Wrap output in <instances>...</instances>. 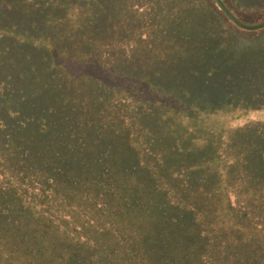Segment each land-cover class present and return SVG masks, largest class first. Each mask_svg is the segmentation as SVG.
<instances>
[{
	"label": "rangeland",
	"instance_id": "obj_1",
	"mask_svg": "<svg viewBox=\"0 0 264 264\" xmlns=\"http://www.w3.org/2000/svg\"><path fill=\"white\" fill-rule=\"evenodd\" d=\"M213 2L0 0V173L6 174L0 177V189L8 199L18 194L37 212L35 218H26L28 225L41 217L60 220L54 229L66 227L72 230L69 236L88 232L79 216L88 207L84 195L99 192L84 181L99 169L107 170L105 178L121 176L122 171L134 179L143 190L138 201L160 193L165 203H175L177 213L157 206L151 211L166 213L173 225L177 220L182 226L178 236L169 235L176 241L195 222L200 224V239L208 238L204 246L212 243L216 248L230 243L228 226L243 239L247 235L242 231L264 229V179L256 178L263 177L264 170L247 174L240 168V152L253 149L255 133L264 132V126L256 125L264 122V28L236 29ZM221 2L245 25L264 22V0ZM244 102H254L260 110L240 118ZM99 113L102 123L95 119ZM141 113L147 116V126L139 120ZM81 118L90 119L92 126H83ZM106 125L107 136L99 148L110 152L109 162L104 163L105 155L98 151L87 158L77 156L79 149H94L98 126ZM198 138V145L205 146L191 151L188 143L194 147ZM174 146L191 157L182 167L173 164L178 155L170 161L177 151ZM36 161H45L39 168L43 173L24 165ZM168 161L170 177L159 172ZM99 162L104 166L96 168ZM194 165L198 170L191 172V184L196 187L190 186L186 172ZM20 169L27 177L24 184L6 191L3 179L10 182ZM78 177L75 188L72 178ZM114 179L108 180L111 191L116 190ZM207 183L213 188L200 200L196 188ZM185 195L191 201L186 202ZM184 213L193 217H179ZM149 215H131L129 222ZM20 219L15 215L11 221ZM150 219L159 226L155 214ZM216 225H223L221 235ZM106 226L91 230L96 234ZM107 236L93 235L95 251L75 249L74 264H108L104 247L115 238L109 241ZM155 239L159 246L162 236Z\"/></svg>",
	"mask_w": 264,
	"mask_h": 264
},
{
	"label": "trees",
	"instance_id": "obj_2",
	"mask_svg": "<svg viewBox=\"0 0 264 264\" xmlns=\"http://www.w3.org/2000/svg\"><path fill=\"white\" fill-rule=\"evenodd\" d=\"M215 7L217 8L216 5ZM217 10L229 24L235 27L218 8ZM235 28L238 29L237 27ZM13 69L15 70L14 66ZM113 81L115 84L114 79H112L110 82ZM249 98L250 97H247V100ZM11 101H13L12 97ZM243 108H245V111H243V109L240 110V118L248 115L252 116L253 113L256 112L255 110H260L258 105L254 104V102H249L247 106H245L244 102ZM21 109L23 108L21 107ZM100 117H103V115L100 113L96 115L95 119L98 123H102L99 121ZM146 118L147 116L142 115V113L139 115V120L142 121L144 126H147ZM75 119L77 120V118ZM80 122L83 124V126H92L90 119L84 120V118H81ZM250 123L255 124V121H250ZM250 123L248 122L245 125ZM203 124H205L204 121ZM258 124H261L262 127L264 126V122L257 123L256 125ZM193 126L197 127L198 129L195 119L193 121ZM107 127L108 125L104 127L98 126L100 135L98 136L99 140L97 142H93L95 145L94 149L92 150L84 146L86 149L83 148L82 150H77V156L87 158V156L92 153L95 156L96 151H98L101 154V157L105 155V157H102V161L104 163L109 162L110 152L104 153L103 149L99 148V145L102 144L103 140L107 136ZM79 128L82 129V126H79ZM153 128L155 132H157V123L153 122ZM164 131L165 129L159 134L163 133ZM258 131L259 132H256L254 136L255 143H257L254 145V148L243 149V152H240V168L243 173L248 174V172L251 173L253 170L254 173H257L258 170H264V132H261V130ZM58 134L59 133L57 131L56 135ZM171 134L173 135V133ZM188 134H190V132ZM58 140H60V138ZM192 140L190 142H192ZM198 140L199 138L195 141L194 147L188 143V148L191 151L192 149H197V147L205 146L198 145ZM260 145L262 148H260ZM174 147L176 150L177 147L179 148V146ZM85 150H87L86 153H83ZM175 152L176 153L172 154L170 157V161L172 162L174 158L177 159L175 163L173 162L175 165L178 164V166L182 167L184 166V162L186 164V161L190 160L191 158L188 154L181 155L180 153H186L182 150H177ZM175 155H178L179 157H174ZM40 158L42 159L43 157ZM179 159H181L182 162H179ZM170 161L164 164L161 171H159L162 174H166L167 177H170L172 172ZM99 164L100 165L95 167L100 168L104 166L100 162ZM24 165L27 166L29 170H33V168L38 167L35 172L43 173V169L39 168L41 165L45 166V161L29 162L24 163ZM145 165L146 164L143 166L138 165V167L141 168ZM196 167L197 166L195 165L192 166V170L186 168L190 186L193 185L191 184V172L198 170ZM206 167L207 165L204 166L205 170ZM136 168L137 167H135V169ZM21 170L22 169H20L18 174H15V177L12 178L10 182H7L6 179H3V182L8 186L6 191H9L8 189L10 187H15V189L18 190L19 187L24 184V179L27 177L25 174L21 173ZM106 171L107 170H105L103 173H100L99 169L98 171L94 169L92 173V179H85L84 181H88L97 186L99 193H85L84 200L88 207L84 211V215L79 216L82 217L81 220L83 222V228L88 232H85L82 228L83 231L74 232L75 236H69V233L72 230L70 231L69 229H66L65 226V228L59 232L56 228V230L54 229L55 226L58 227L57 224L60 220L57 222L48 220L42 221L41 219L44 218L40 217V220L36 218L35 222L28 225L29 223L26 221V218L31 216V214H33L35 218L37 212L34 213V211L28 206V204L25 203V201H21L18 194L17 199H8L5 198V193H3L0 189V230L3 231L2 234H0V264H74L73 259H76L72 258L74 250L80 249L95 251V245H97V243L93 241V235L101 236L102 233L103 235H109L106 237V239L109 241H112V239L115 238V242H113V244L110 245L111 242H109L104 247L105 255H107L106 259L109 261L108 264H264V229L259 230L257 233L256 231L251 233L242 231V235H247L246 238L243 239L240 238V231H230V227L228 226L226 229L231 238L230 243L216 248V246L212 243V245L207 243L206 246H204L208 238L202 235L203 238L200 239V224L195 222L193 223V227H186L185 232L180 234L179 241H176L169 235H171L173 232L178 236L176 231L182 226H179L177 220H175L173 225V219L170 221V216L166 213L158 214L151 211L157 206V209L160 211L167 207L172 213H177L175 209V203H172L171 201L165 203L166 197L160 193L157 194V197H152V199L149 195H146V200L138 201V199L140 200L141 197L137 196H141L143 194V190L142 187L133 184L135 181L134 179L130 181V177L126 176L122 171L121 176L114 175L109 178H105L104 173ZM50 173L51 171L47 172V176ZM1 176L6 177L4 171H2V174L0 173V177ZM254 176H256V174H254ZM113 177L117 182L115 191H111L108 183V180ZM146 178H149V176H146ZM256 178L262 180L264 179V176ZM249 179L252 180L254 177L250 176ZM79 181H81V177L72 178L75 188L78 186L75 185V183ZM199 186L200 187H197L196 189L199 192L198 194H201L199 196L201 200L203 199L202 195L205 194L204 191L210 190V187H213L209 183H207L204 187L202 185ZM193 187L196 186L193 185ZM261 192H264V190ZM98 195L101 197L98 198ZM130 196H133V198H130ZM187 197V195L184 196L186 202L191 201L187 200ZM213 199L216 198L213 197ZM128 200L130 203H128ZM174 201L177 203L176 199H174ZM66 203L68 206L74 207L71 201H67ZM210 208H213V206L211 205ZM194 210L195 209H193V211ZM145 212L150 214L147 218H134L129 222V217H131V215L139 216ZM153 214H155V219L159 226L151 221L150 217ZM15 215H19L21 219H23L25 215L26 216L22 222L21 219L18 221H11ZM59 217H62V215ZM179 217L182 219L192 218L193 214L184 213L179 215ZM36 221H38L37 224H35ZM139 221L141 223H139ZM100 224L103 226L107 225L105 228L106 231H97L96 234H93L91 228L95 229V226H100ZM235 224L236 223L234 222V225ZM216 226L219 228L217 230V234L221 235L224 231V228H222L223 225ZM231 229L233 230V228ZM144 230L146 232H144ZM24 232L27 235H25ZM84 233H87L88 236L82 237ZM158 234L162 236V239L158 242L159 246L154 243ZM59 238H61V241L57 240ZM20 239L24 242H21ZM34 242L36 243V246H34ZM196 246H199L200 250L197 249ZM15 255H17L16 260Z\"/></svg>",
	"mask_w": 264,
	"mask_h": 264
},
{
	"label": "water",
	"instance_id": "obj_3",
	"mask_svg": "<svg viewBox=\"0 0 264 264\" xmlns=\"http://www.w3.org/2000/svg\"><path fill=\"white\" fill-rule=\"evenodd\" d=\"M215 4L217 5V7L219 8V10L224 14V16L231 22L233 23L237 28L243 30V31H247V32H254L260 29L264 28V22L259 24V25H255V26H248L245 25L243 23H241L240 21H238L228 10L227 8L223 5V3L221 2V0H214Z\"/></svg>",
	"mask_w": 264,
	"mask_h": 264
}]
</instances>
